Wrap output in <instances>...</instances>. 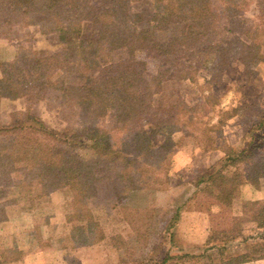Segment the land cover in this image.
<instances>
[{
  "label": "rangeland",
  "instance_id": "rangeland-1",
  "mask_svg": "<svg viewBox=\"0 0 264 264\" xmlns=\"http://www.w3.org/2000/svg\"><path fill=\"white\" fill-rule=\"evenodd\" d=\"M222 3H224L222 0H216L214 5L219 12H225L226 6L223 7ZM237 3L238 10L234 7L227 10L224 18L218 19L221 29L215 30L209 37L217 43L223 39L232 43L233 50L230 53L236 61L230 65L228 75L224 77L225 72L219 75L218 71H207L204 64L206 59H210L208 56L190 57L191 52L181 54L179 63L194 68L197 74H192V82L183 81L178 76L164 77L168 80L153 97V109L146 118L165 122L161 127L166 128L162 131L163 136L153 137L154 143L162 145L165 141L164 136L171 133L172 140L177 146L185 143V146L210 148L216 145L224 154L237 155L243 148L238 145L240 130L234 127H231V130L227 128L226 138L223 127L233 113L242 109V105H249L248 101L252 104L245 110L242 109L241 114L245 115L244 123L251 124L253 130L246 129L243 139L247 136L252 139L253 135H257L256 142L253 141L251 146L261 143L259 139L264 137V129L259 133L258 130L264 125V63L252 60L247 67L237 58L241 50H246L243 48L244 45L252 48L261 46L260 50L264 53V0H237ZM133 9L142 12L148 20L155 15L154 2L151 0L135 3ZM230 10L234 12L233 16L229 14ZM186 27V24L180 27V34L186 33ZM0 42L4 45L2 52L16 50V57L11 61L2 59L0 53V66L18 60L20 55L26 52L35 50L53 53L65 49L59 35L44 34L36 25L17 26L11 32L0 30ZM198 49L197 47L196 51ZM136 58L145 63V77L149 81L158 75L160 68L170 73L189 70L172 66L170 63H174V59L164 60L148 51L138 52ZM210 67H213V62H210ZM211 75L214 77L210 78ZM251 77L253 79L250 81L248 78ZM209 79H212L211 85L208 83ZM260 86L263 87V91L257 93L256 87ZM228 87L232 89L228 90ZM234 100L235 110L227 109L234 108L230 106V101ZM58 104L54 96H47L41 102L34 100V93L15 100L2 99L0 128L21 124L34 129L32 126L34 118L48 130L61 134L66 129L80 132L95 126L104 134H110L111 144L121 157L137 156L138 146L134 140L136 124L131 123L124 128L112 115L98 118L77 109L74 113L75 109L72 111L68 107L60 108ZM231 141L233 144H230ZM73 142L80 144L82 141L75 139ZM172 148L167 151L160 150L161 158L158 154L151 157L143 155L135 166H124L119 161L116 168L120 165L121 167L114 169L113 173L116 175L121 171L123 174L132 173L131 178L138 187L149 183L147 187L138 189L140 191L165 190L168 182L166 183L164 175L162 177L158 175L173 167L172 163L166 160L170 157L167 155ZM80 153L84 155L88 152ZM244 154L246 160L239 164L240 169L253 173V178H257L259 174L264 177V153L263 156H254L253 151L247 150ZM221 160L210 169H201L198 180L193 182V185L198 187H194L193 195H175V198L168 195L155 197L146 195V203L141 205L134 199L124 198V194L129 191L127 188L117 191L111 178L103 179L92 186L89 194L94 191L91 195H81L80 197H83L81 200H77L80 197L77 198L76 192L69 187L43 195L42 184L34 179V173H30L26 165L19 164L17 172L3 176L0 174V209L3 210L0 219H4L0 222V264H20L26 251L22 247L29 245L27 241L30 236H38L40 240L45 236L46 238L42 240L45 246H49L51 240L47 241V237L55 236L56 229L46 228L41 221L35 229L33 215H53L56 211L60 216L63 215L65 207L68 209L67 227L72 229V232L62 240L63 246L76 248L81 245L104 244L108 236L109 240L99 251L100 264H255L258 260L264 259V227L253 222L257 208L251 209L249 216L245 214V205L253 201L242 199L243 193L240 188L239 195L233 200L231 207H226L207 194L209 184L203 183L201 187L198 184L200 180H207L209 174L224 167V160ZM148 162L156 166L150 169L152 174L143 173L140 169L147 167ZM234 168L227 166L226 169L232 172L235 171ZM104 174L105 171H101V177ZM125 185L127 182L123 187ZM55 192H58L56 195L59 197L69 196L70 202L65 206L62 202L51 205L52 199L47 198ZM110 197L114 199L117 197L116 201H112L117 203V214L113 216L111 212L108 214L111 202L105 203L111 199ZM21 215H24L23 219ZM242 230L247 238L238 235ZM112 247L116 254H111Z\"/></svg>",
  "mask_w": 264,
  "mask_h": 264
},
{
  "label": "trees",
  "instance_id": "trees-1",
  "mask_svg": "<svg viewBox=\"0 0 264 264\" xmlns=\"http://www.w3.org/2000/svg\"><path fill=\"white\" fill-rule=\"evenodd\" d=\"M142 1L0 0V30L11 32L17 26L36 25L44 34L59 35L65 44L62 52L34 50L21 54L12 63L1 65L0 101L27 97L31 93L39 102L54 96L60 108L75 109L74 113L77 109L98 118L112 115L124 128L136 124L134 140L138 146L135 158L121 157L111 144L110 134H104L95 126L80 132L66 129L61 134L48 130L34 118V129L21 124L0 128L2 176L17 172V166L23 164L42 184L43 195L69 187L76 192L77 198L89 194L92 186L106 178L113 180L117 191L147 187L149 183L138 187L131 178L132 173L121 171L116 175L114 169H120L121 165L135 166L143 155L157 156L160 150L167 151L176 146L171 133L164 136L162 145L152 141L153 137L163 136L162 131L166 129L161 128L165 122L146 119L153 109V97L160 92L168 80L164 77L168 75L193 81L192 74L197 73L194 68L179 63L181 54L191 52L190 57L208 56L210 59L205 60L204 68L218 71L219 75L236 61L230 53L232 43L224 39L217 43L209 37L221 29L218 19L224 18L231 7L238 10L239 4L237 0H222V6L226 8L225 12H219L214 8L216 0H151L155 15L148 20L142 12L133 9L135 3ZM230 12L233 16L234 12ZM185 24L187 31L182 35L180 27ZM243 48L246 50L239 52V62L247 67L252 60L264 63L261 46L244 45ZM140 51H148L164 60L174 59V63H170L172 66L189 70L170 73L160 68L158 75L149 81L145 77V63L136 58ZM210 62H213L212 68ZM211 81L209 79V85L213 83ZM75 139L82 142L75 144ZM81 151L88 153L80 155ZM244 152L226 154L224 167L201 181L210 186L207 194L223 206L231 207L241 186H260V174L253 178V173L239 167L246 160ZM119 161L123 164L116 168ZM146 165L140 168L141 171L152 174L150 169L156 168L155 164L148 162ZM227 166L235 167V171L228 172ZM101 171H105L102 177ZM254 207L257 209L253 222L264 227V201L245 205V214L249 216ZM0 213H3L2 209ZM2 221L4 219H0ZM238 235L247 238L243 230Z\"/></svg>",
  "mask_w": 264,
  "mask_h": 264
},
{
  "label": "crops",
  "instance_id": "crops-1",
  "mask_svg": "<svg viewBox=\"0 0 264 264\" xmlns=\"http://www.w3.org/2000/svg\"><path fill=\"white\" fill-rule=\"evenodd\" d=\"M2 46L4 45H1L0 42L1 58L6 61L13 60L16 57V50L5 53L2 52L3 51ZM230 68L231 66L227 70H225L226 74L224 73L223 75L224 77L228 75L227 73H229ZM248 79L251 81L253 78L251 77ZM256 88H257V93H261L263 91V87L261 86ZM230 89L232 88L228 87V90ZM245 90L246 88H244V93ZM260 99H262L261 96ZM235 100L230 101V106H234V102L236 103ZM227 103L229 104V101ZM247 103H249V105L252 104V102L250 101H248ZM249 105L244 104L242 105L241 108L245 110L247 107H250ZM235 108L236 107L234 106L233 109L232 107H229L227 109H231L234 111ZM242 109L238 112L233 113V115L226 121V124L223 127L224 134L226 135L227 138V128L228 130H231V127H234L235 129L238 128L240 130L238 131L240 132V140L238 142V145L239 147H243L241 151L251 150L255 153L254 156L256 155L263 156L262 153H264V137H262V139H259L261 140V143H259L257 146L255 144L254 146H251L253 141L256 142L257 135H253L252 139H249V136L243 139L244 132L246 131V129H250V130L253 129L251 124L247 125L246 123H244L243 116L245 115L241 114L243 112ZM263 129H264V125H262L261 128L258 130V133ZM228 134L230 135V133ZM250 140L252 141L248 143V141ZM241 142L244 143L241 144ZM230 144H233V142L231 141ZM237 146H233V147H237ZM225 155L226 154L223 153V150L219 147H216V145H213L210 148L201 147V146L200 147L187 146V145L185 146V143L182 146L176 145L174 148H172V150H170L169 154L167 155L168 157L169 156L170 157L166 159L172 163L173 167H171L169 170H166L164 172L163 171L160 172V175H158L161 177L164 175V177L166 178V183L168 182V186H166L165 190L164 189H162L161 191L133 190L126 192L124 194V198L134 199V201L138 205H141L143 203H146L145 201L146 195L147 196L153 195V197H155V195H159V196L168 195L171 198H173L175 195H193L194 187L198 188L197 186L193 185V182L195 180L196 181L198 180V177L200 176V172L202 171L201 169L203 168L210 169L216 166V164L219 163L220 159L222 160L224 159ZM195 177H197V179H195ZM201 181L202 180H200L198 183L200 187L201 185H203ZM259 181H260V186L258 188L254 187L251 184H245L241 186V192L243 193V195H241L242 199L253 202L264 200V177L262 176ZM57 193L58 192H55L50 196H48L47 199L48 200L52 199L51 201H53V202L50 201L51 205L57 202H62V204H64L65 206L70 202L69 196L59 197V195H56ZM125 195L128 196L125 197ZM110 198L111 199L106 200L105 203L111 202V206L109 208L108 214L111 212L113 216L117 214L116 212L117 203L112 201L115 200L117 197L115 199L113 197ZM39 201H37V206ZM37 206L36 208H34V214L36 213L35 211L37 209ZM66 210L68 209H66L65 207V210L62 213L63 215L60 216L58 215V213H56V211L53 215L51 214L52 216L48 214L38 216V214L33 215L31 212V214L34 216L33 218L35 222L34 224L35 229L37 224L41 221V224L46 228L52 227V229H56L57 234L55 236L47 237V241H49V239L51 240V244L49 246L44 245V241L42 239L46 238L45 236L42 237L41 240L39 239L38 236L35 235L34 237L30 236V238L27 241L29 242V245L22 247V249L26 251H24L25 255L23 256V259L21 260L20 264H100L99 251L101 248H103L102 246L105 244V242L109 240L108 236L104 240L103 242L104 244L100 243L91 246L81 245L76 248H67L63 246L62 240L68 237L72 232V229H68L67 227L68 223L66 222L67 221ZM21 216H22L21 219H23L24 215ZM45 219H47V221H44ZM6 223H4V225ZM61 227H64V229H60ZM110 252L111 254H116V251L113 249V247L110 248ZM255 264H264V259L258 260Z\"/></svg>",
  "mask_w": 264,
  "mask_h": 264
}]
</instances>
